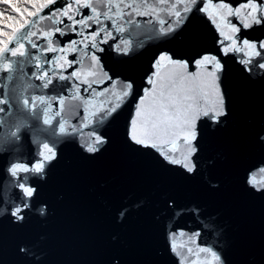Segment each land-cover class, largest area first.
I'll list each match as a JSON object with an SVG mask.
<instances>
[{
    "label": "snow or ice",
    "instance_id": "obj_1",
    "mask_svg": "<svg viewBox=\"0 0 264 264\" xmlns=\"http://www.w3.org/2000/svg\"><path fill=\"white\" fill-rule=\"evenodd\" d=\"M69 149L163 193L165 222L117 232L101 264H264V0H0V264H60L34 224Z\"/></svg>",
    "mask_w": 264,
    "mask_h": 264
},
{
    "label": "water",
    "instance_id": "obj_2",
    "mask_svg": "<svg viewBox=\"0 0 264 264\" xmlns=\"http://www.w3.org/2000/svg\"><path fill=\"white\" fill-rule=\"evenodd\" d=\"M146 40V34L136 37L138 45ZM150 56L151 52L144 53V61ZM121 124L122 118L113 126L114 134L121 131ZM211 155L221 168L230 163L231 154L225 145L215 146ZM202 194L197 181L193 189L184 194L182 202ZM47 195L53 203V213L47 222L36 223L34 227L50 234L53 259L60 264H101L104 250L117 232L125 233L128 227L142 224L148 215L159 216L160 221L165 222L162 190L125 175L111 153L95 162L82 163L73 150H66L65 160ZM138 199L144 201L143 208L133 209L130 224L121 227L116 209ZM221 221L229 233H235L240 225L231 205L223 206ZM249 223L258 229V204L250 214Z\"/></svg>",
    "mask_w": 264,
    "mask_h": 264
}]
</instances>
